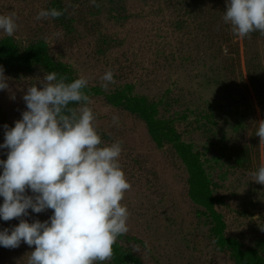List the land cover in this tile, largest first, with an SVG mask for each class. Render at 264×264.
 Returning <instances> with one entry per match:
<instances>
[{
	"label": "rangeland",
	"instance_id": "1",
	"mask_svg": "<svg viewBox=\"0 0 264 264\" xmlns=\"http://www.w3.org/2000/svg\"><path fill=\"white\" fill-rule=\"evenodd\" d=\"M96 3L0 0V14L14 12L18 25L12 37L0 30V45L9 41L19 54L42 46L73 80L87 78L103 143L122 141L129 231L110 261L94 264H264V185L250 175L264 165L255 135L264 119V35H234L222 20L225 0ZM51 8L64 14L35 19ZM3 67L11 79L0 90V144L3 125L14 127L26 109L27 86L39 89L47 73ZM109 70L115 82L105 88ZM28 211L31 223L53 210ZM18 223L0 219V230ZM33 250L0 246V264H27Z\"/></svg>",
	"mask_w": 264,
	"mask_h": 264
},
{
	"label": "clouds",
	"instance_id": "2",
	"mask_svg": "<svg viewBox=\"0 0 264 264\" xmlns=\"http://www.w3.org/2000/svg\"><path fill=\"white\" fill-rule=\"evenodd\" d=\"M91 3L99 7L96 0ZM63 14L56 8L41 9L35 19ZM222 20L241 39L253 32L264 35V0H225ZM0 30L14 36L18 30L14 12L0 14ZM4 71L0 65V90L9 91L11 78ZM101 80L107 88L115 82L113 72H105ZM37 82L39 89L33 83L22 96L26 109L21 119L11 128L3 125L0 149L7 150V158L0 160V219L19 223L0 230V246H34L27 264L110 261L117 238L129 231L130 214L121 204L131 188L119 162L122 141L103 143L85 92L87 78L68 82L67 76L53 71ZM112 121L118 125L119 117L114 115ZM255 135L264 144V119ZM250 175L264 185V165ZM29 209L36 214L53 211L47 220L29 223L24 219Z\"/></svg>",
	"mask_w": 264,
	"mask_h": 264
},
{
	"label": "trees",
	"instance_id": "3",
	"mask_svg": "<svg viewBox=\"0 0 264 264\" xmlns=\"http://www.w3.org/2000/svg\"><path fill=\"white\" fill-rule=\"evenodd\" d=\"M0 65L15 66L20 67H29L32 65L42 67L46 72H56L59 75H65L68 77V82H71L73 78L71 75L64 69L60 64H55L50 61L47 57L44 47L37 46L25 49L22 53H16L14 45L9 41H4L0 45ZM191 177L194 180H191V197L195 199V194L193 193V188L195 185V176L191 172Z\"/></svg>",
	"mask_w": 264,
	"mask_h": 264
}]
</instances>
